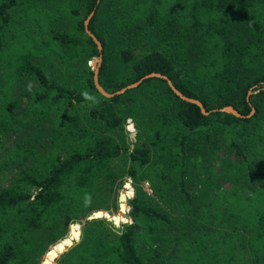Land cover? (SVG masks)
Listing matches in <instances>:
<instances>
[{"label": "trees", "instance_id": "1", "mask_svg": "<svg viewBox=\"0 0 264 264\" xmlns=\"http://www.w3.org/2000/svg\"><path fill=\"white\" fill-rule=\"evenodd\" d=\"M92 10L108 92L160 72L208 111L256 112L205 115L160 78L103 96L84 24ZM4 37L0 128L25 81L37 136L16 144L18 170L0 160V264H41L72 224L81 238L57 264H264V188L245 146L264 127V0H0V46ZM127 178L152 193L110 221L102 210L118 207L114 186ZM96 211L103 218L87 219Z\"/></svg>", "mask_w": 264, "mask_h": 264}, {"label": "rangeland", "instance_id": "2", "mask_svg": "<svg viewBox=\"0 0 264 264\" xmlns=\"http://www.w3.org/2000/svg\"><path fill=\"white\" fill-rule=\"evenodd\" d=\"M106 7H107V5H105V8ZM204 17H205V15H204ZM186 20H184V21H186ZM10 29H11V31H13L12 36L14 37L15 36L14 26L12 25ZM2 42H3V45L0 46V83L3 81V77H4L5 72L9 69L7 59H8L9 55H12L11 46L13 44L12 41L9 39L7 40L6 37H4V40ZM140 51H142V50L140 49ZM90 63L91 62H89V64ZM93 64H94V62H92V65ZM14 85H15V88L13 89V93L17 96H21L22 100L20 103L17 104L16 110H14L15 120H13V122L9 126H3L0 128L1 129L0 134H1V138H2V140L0 142V160L5 161V163H8L10 165V167H13V170L14 169L18 170V168L20 167V162L22 161V158L21 157L20 158L11 157V155H13L12 152L15 150L16 144L23 145L27 142V140L30 139V136H33L36 134H34L32 132L34 125L29 124V123H31V120H32V118L28 115L29 113H31V111L29 112V110H27V102L29 100L30 94L23 92V88L24 87L28 88L29 86H31V84H29L28 82H25V81H19V82H16ZM258 91L259 90L256 89V87L252 88L249 91V95L255 101L260 100V97L256 96L259 93ZM131 124L133 125V123H131ZM129 131L131 133L137 132L134 125H133V127L129 128ZM252 139H253V141H251L250 143L245 145L246 146V154L248 156L247 158L250 162L252 170L255 173L254 179L256 180V182L259 184V186L261 188H264V127L261 130L256 131L255 134L253 135ZM37 148L43 149V150H48L50 147H47L46 143H44V144L38 143ZM13 175H15V174L10 175V177H9L10 181L12 180ZM127 182L131 183V196L129 197V199L131 197H133L135 194H137V193L139 194L141 191L149 192L148 188L151 187V185L147 186V184H146L147 181L139 182V181L133 180L131 178H127ZM114 188H115V195L116 196L119 195L122 191L126 192L127 190H129V188L125 189V186L122 184H119L118 182L115 184ZM249 191H250L249 193H252V190H249ZM117 203H118V207L113 208L114 207L113 203L110 200L109 204H110L111 209L109 211L102 210L105 213L106 218L111 219L110 221H112L114 214H120L121 213L120 207H119L120 202L117 201ZM129 210H130V208H129ZM130 221H131V219H130ZM75 225H77V224H75ZM79 230H81V232H82V226L81 225L79 227ZM70 234H71V232H70ZM76 241H79V240L74 239V242H76ZM68 247H70V246H68ZM67 248H66V251H67ZM47 259L50 260L51 264H57L56 258L51 259L50 255L43 256L41 264H46ZM237 262H238V264H244V262H241L239 257H238Z\"/></svg>", "mask_w": 264, "mask_h": 264}, {"label": "water", "instance_id": "3", "mask_svg": "<svg viewBox=\"0 0 264 264\" xmlns=\"http://www.w3.org/2000/svg\"><path fill=\"white\" fill-rule=\"evenodd\" d=\"M95 14V10H92L91 13L88 15V17L86 18L84 24H85V31L86 33L93 39V41L95 42V44L97 45V48L99 50V56L94 60V64H93V70H94V75H93V82L94 85L96 87V89L105 97L107 98H111L114 97L115 95H119V94H123L126 91L132 89V88H136L139 85H141V83L146 80V79H150V78H160V79H164L167 81L169 87L172 89V91L182 100L195 104L197 105L203 114L205 115H209L212 112H225V113H229V114H233L236 117L239 118H245V117H251L255 112H256V108L254 106H252V110L251 113L248 115H244L241 112H239L233 105H226L223 106L222 108H217V109H213L208 111L206 109V107L204 106L203 102L200 101L199 99H195L192 97L187 96L186 94H184L172 81L171 78H169V76L162 74L160 72H151L149 74H146L145 76H143L142 78H140L138 81L129 84L123 88H121L120 90L114 92V93H110L108 92L100 83L99 80V73H100V68L103 62V44L102 42L98 39V37L93 33V31L90 29L89 25H90V21L93 17V15ZM125 189L127 188H131V183L127 182L125 185ZM128 199L129 197L125 194V192H121L120 196H119V205H120V212L124 213V206L123 203H126L125 206L127 207V211H129V206H128ZM101 211H97L95 213H93L92 215H90L88 217V219H94V218H103V214L100 213ZM109 220H111L110 218H108ZM116 224H119V222L114 221ZM75 224H73L71 226V233L74 235L73 238H67L66 242L62 241L58 244V251H55L56 249H51L48 253V255H52L54 256L53 258H56L59 256L60 253L64 252L66 250V248L68 246H72L74 243V239L79 240L81 238V230L79 229H75ZM46 264H51L50 260L47 259Z\"/></svg>", "mask_w": 264, "mask_h": 264}, {"label": "built area", "instance_id": "4", "mask_svg": "<svg viewBox=\"0 0 264 264\" xmlns=\"http://www.w3.org/2000/svg\"><path fill=\"white\" fill-rule=\"evenodd\" d=\"M130 121H131V120H129V122H130ZM146 184H147V186H150V183H149V182H147ZM148 190H149L150 193H152V189H151L150 187L148 188Z\"/></svg>", "mask_w": 264, "mask_h": 264}]
</instances>
